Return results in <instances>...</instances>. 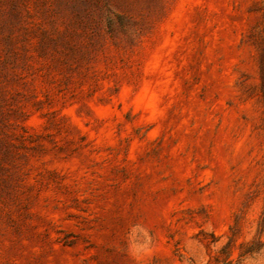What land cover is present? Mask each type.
I'll return each instance as SVG.
<instances>
[{
  "label": "rangeland",
  "instance_id": "rangeland-1",
  "mask_svg": "<svg viewBox=\"0 0 264 264\" xmlns=\"http://www.w3.org/2000/svg\"><path fill=\"white\" fill-rule=\"evenodd\" d=\"M0 264H264V0H0Z\"/></svg>",
  "mask_w": 264,
  "mask_h": 264
}]
</instances>
